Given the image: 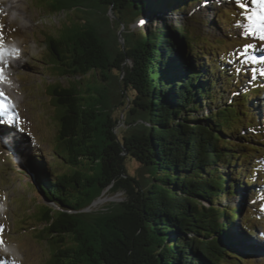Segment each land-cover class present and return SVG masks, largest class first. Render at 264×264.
Returning a JSON list of instances; mask_svg holds the SVG:
<instances>
[{
  "label": "trees",
  "instance_id": "1",
  "mask_svg": "<svg viewBox=\"0 0 264 264\" xmlns=\"http://www.w3.org/2000/svg\"><path fill=\"white\" fill-rule=\"evenodd\" d=\"M199 1L40 0L51 13H81L75 16L79 24L44 41L51 70L74 78L67 87H46L57 113L53 151L67 170L56 171L41 156L38 168L21 161L31 188L48 202H40L43 209L36 213L52 256L48 264H241L230 226L238 222L254 234L250 217L240 223L237 210L216 203L254 185L257 157L251 158L262 152L237 134L244 126L263 125L251 117L261 113L259 101L255 109L246 98L259 97L261 90L212 108L232 74L223 60L212 57L210 65L207 54L197 56L192 46L202 40L170 19ZM109 6L129 22L145 21L139 37L129 36L126 53L133 66L121 81L111 76L119 66L107 46ZM90 73L94 82H83ZM127 92L132 97L126 124L149 107V126L130 127L119 138L113 112L126 107ZM204 109L206 116H192ZM231 133L243 142L232 141ZM127 158L140 165L137 176L126 173ZM241 164L244 172L229 174L228 168ZM106 189L123 192V201L84 211ZM201 199L208 208L200 206Z\"/></svg>",
  "mask_w": 264,
  "mask_h": 264
},
{
  "label": "rangeland",
  "instance_id": "2",
  "mask_svg": "<svg viewBox=\"0 0 264 264\" xmlns=\"http://www.w3.org/2000/svg\"><path fill=\"white\" fill-rule=\"evenodd\" d=\"M44 3L40 0H0V34L3 37L0 67L4 68L6 76V80L0 82V91L5 94L0 96V111L4 112L0 120L5 121L0 124V239L3 240L0 259L6 264H48L52 258L47 243L40 238L43 227L36 219V213L43 209L40 205L42 199L31 188L29 173L21 161L38 168L41 161L38 156H41L56 171L67 170L53 151L58 129L57 113L50 104L46 87L51 84L67 87L74 78L59 77L51 70L44 41L46 35L57 37L68 22L66 16L48 12ZM181 11L171 16V23L181 26L191 38L202 40L192 46L194 53L200 58L207 54L205 59L210 65H213L212 57L223 60L222 66L232 74L230 84L220 88L222 100L216 101L212 108L221 106L224 100H242L252 88H260L259 97L248 95L246 98L255 109L260 103L261 113H254L251 117L254 116L256 122H264V63L259 62L264 56V41L255 35H241L246 21L237 15L239 10L231 0H200ZM237 21L241 28L236 27ZM144 23L135 20L130 25L141 31ZM245 44L256 46L249 51L255 60L238 58L237 53ZM241 59L247 62L241 63ZM94 78L90 73L80 79L92 83ZM254 108L250 112L253 113ZM206 115V109L192 114ZM125 128L122 120L117 126L119 136ZM237 135L245 136L249 146L262 152L251 158L257 157L255 170H252L254 185L242 186L236 194L222 196L216 206L237 210L240 223L245 222V215L250 217L254 234L245 233L238 222L230 226L237 242L236 250L240 253L236 259L241 264H264V123L244 126ZM237 135L231 133L229 137L237 143L243 142L241 138L236 141ZM125 166L129 174L137 176L139 164L128 161ZM227 170L232 174L236 170L244 172L245 168L241 164ZM238 176L234 177L241 181L245 179V175ZM122 199V193L104 191L86 211L98 212ZM199 203L205 209L209 207L207 200L201 199Z\"/></svg>",
  "mask_w": 264,
  "mask_h": 264
},
{
  "label": "water",
  "instance_id": "3",
  "mask_svg": "<svg viewBox=\"0 0 264 264\" xmlns=\"http://www.w3.org/2000/svg\"><path fill=\"white\" fill-rule=\"evenodd\" d=\"M59 15H62L63 17H67V24H65L62 29H66L68 27H70L71 25H73V23H77L79 24L75 18V16L77 18L81 17V13L76 12L75 9H60L58 12ZM105 16L108 19V24L109 27L111 29V37L110 40L108 41L107 46H110L111 49V54H110V58L112 60V62H115L116 64H118L119 66V70L111 72V76L117 75L118 79L121 81L122 78L124 77L125 73L127 72V70H130V68H132L133 66V62L132 59L128 57L126 51L128 49L129 44H131L130 42H128L129 36L132 37H139L140 36V28H137L135 25L133 27H131V23L128 20L125 19L124 16H118L116 15V12L113 10L112 6H109L108 9L105 12ZM138 26V25H137ZM113 46V49L111 48ZM125 98H126V107L122 108V107H118L117 109H114L113 115L117 118L116 120V125L113 129V132L117 135V137L121 138V136L128 130V128H133L136 127L138 125H143L144 127H148L149 123H148V119H149V107H147L145 109V111L143 112V115L141 117L138 116L137 113L134 114V121L128 126L126 124V111L128 110V107L130 105V99L132 97V94L130 93V95H128V92L124 94ZM123 120L126 128L123 131V134H121L120 136L118 135V131H117V126L119 124V122H121ZM123 150V148H122ZM262 154V153H261ZM123 155L126 156L127 153L124 151ZM128 161H134L131 158H127L125 161V164ZM126 167V166H125ZM126 173L130 176H133L131 174H129L127 172V168H126ZM28 185V183L26 184ZM29 186V185H28ZM105 191L109 192L108 189H106ZM103 193V192H102ZM101 193V194H102ZM116 193H122L121 191H118ZM114 193V194H116ZM111 194V193H110ZM123 199H124V195H123ZM123 199L120 201L122 202ZM41 201H43L45 203V201L42 199ZM40 201V202H41ZM93 203V202H92ZM91 203V204H92ZM119 203V202H117ZM90 204V205H91ZM114 204V203H111ZM89 205V206H90ZM88 206V207H89ZM87 207V208H88ZM87 208L84 210L86 211ZM87 212V211H86ZM236 253V255H240V253L235 250L234 251Z\"/></svg>",
  "mask_w": 264,
  "mask_h": 264
},
{
  "label": "snow or ice",
  "instance_id": "4",
  "mask_svg": "<svg viewBox=\"0 0 264 264\" xmlns=\"http://www.w3.org/2000/svg\"><path fill=\"white\" fill-rule=\"evenodd\" d=\"M232 3L239 10L237 15L242 17L244 21H246L244 27L241 30V35L243 36H252L255 35L260 41H264V0H231ZM255 5V7H252ZM143 23V21H141ZM237 28H241V24L239 21L236 23ZM2 34H0V48H2ZM256 47L252 44H245L237 53L239 57H247V60H255L256 57L250 56L249 51ZM3 60V55L0 53V61ZM241 63H246L247 61L244 59L240 60ZM260 63H264V56L259 58ZM237 72L240 71L239 68L236 69ZM264 75V73H262ZM254 78V77H252ZM6 80V76L4 75V68L0 67V82ZM5 94L0 91V96H4ZM4 115L3 111H0V117ZM5 123V121L0 120V124ZM264 210V209H262ZM2 231V229H0ZM3 243V240L0 239V244ZM0 264H6L3 259H0Z\"/></svg>",
  "mask_w": 264,
  "mask_h": 264
}]
</instances>
